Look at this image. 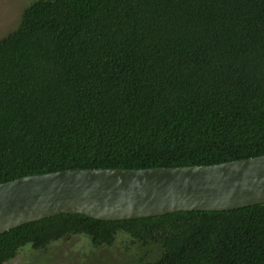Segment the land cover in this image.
<instances>
[{"label": "trees", "instance_id": "1", "mask_svg": "<svg viewBox=\"0 0 264 264\" xmlns=\"http://www.w3.org/2000/svg\"><path fill=\"white\" fill-rule=\"evenodd\" d=\"M260 155L264 0H34L0 38V183ZM76 234L159 250L139 264H264V203L115 221L56 214L1 233L0 264Z\"/></svg>", "mask_w": 264, "mask_h": 264}, {"label": "water", "instance_id": "2", "mask_svg": "<svg viewBox=\"0 0 264 264\" xmlns=\"http://www.w3.org/2000/svg\"><path fill=\"white\" fill-rule=\"evenodd\" d=\"M264 203V155L210 165L82 168L0 183V234L56 214L127 220Z\"/></svg>", "mask_w": 264, "mask_h": 264}, {"label": "rangeland", "instance_id": "3", "mask_svg": "<svg viewBox=\"0 0 264 264\" xmlns=\"http://www.w3.org/2000/svg\"><path fill=\"white\" fill-rule=\"evenodd\" d=\"M33 1L0 0V38L19 25L24 8ZM153 249L132 244L123 234L111 245H94L86 235L76 234L44 249L27 246L4 264H139L141 257L152 260L159 256V250Z\"/></svg>", "mask_w": 264, "mask_h": 264}]
</instances>
